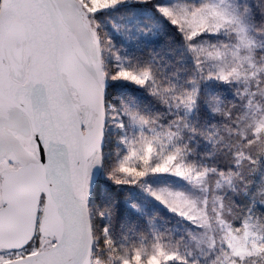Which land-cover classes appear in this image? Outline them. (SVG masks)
<instances>
[{
	"label": "rangeland",
	"instance_id": "rangeland-1",
	"mask_svg": "<svg viewBox=\"0 0 264 264\" xmlns=\"http://www.w3.org/2000/svg\"><path fill=\"white\" fill-rule=\"evenodd\" d=\"M235 1L52 0L76 53L102 88L152 90L165 111L146 118L126 99L105 103V147L89 159L85 178L95 236L90 264H264V37H252ZM169 24L185 42L191 72L184 78L163 67L158 81L150 70L154 57L142 50L162 39ZM16 34L19 23L5 45L8 69L25 83L23 41L14 57L8 55ZM67 85L85 131L92 112ZM222 91L234 96L229 112L214 97ZM206 105L223 119L203 132L198 112ZM219 143L232 146L227 149L235 173L213 162ZM37 160L28 119L0 101V172ZM96 182L103 195L109 185L126 191L123 200L145 218L151 241L147 234L139 243L110 236L108 210L89 196ZM151 205L165 217L151 212ZM42 208L41 202L31 242L19 250L0 248V263L54 244L38 229Z\"/></svg>",
	"mask_w": 264,
	"mask_h": 264
},
{
	"label": "water",
	"instance_id": "water-1",
	"mask_svg": "<svg viewBox=\"0 0 264 264\" xmlns=\"http://www.w3.org/2000/svg\"><path fill=\"white\" fill-rule=\"evenodd\" d=\"M16 23L21 34L14 35L8 51L14 57L23 41L25 83L10 76L5 50ZM67 83L92 112L85 131ZM0 101L26 116L38 156L0 173V248L19 250L31 242L41 202L38 229L54 239L44 251L0 264H90L93 235L85 178L89 159L105 144V97L52 0H0Z\"/></svg>",
	"mask_w": 264,
	"mask_h": 264
},
{
	"label": "trees",
	"instance_id": "trees-1",
	"mask_svg": "<svg viewBox=\"0 0 264 264\" xmlns=\"http://www.w3.org/2000/svg\"><path fill=\"white\" fill-rule=\"evenodd\" d=\"M235 3L239 10L241 9L245 12V19L249 30L253 34L252 37L255 35L264 37V0H237ZM169 26L171 28H168L167 31L163 30V32H161L160 35L162 36V39L154 43V46L148 47V45H145L142 50L150 52L154 57L156 64L154 67L150 68V70L155 74L153 77L154 80L158 81V78H160V70L163 67L172 70L179 77L183 76L184 78L191 72V63L188 61L189 59H187L188 52L185 42L182 41V36L178 33V29L170 24ZM187 65H190L189 70H186ZM103 93L106 105L109 102H116L118 99H126L131 109L146 118L148 116L156 115V112L165 113V111L161 110L164 108V105L158 98L159 93L157 96V93H152V90H141L133 87V89H130L129 91H121L114 85H109L106 88H103ZM214 97L215 99L219 98L220 102H224L223 105H226L225 109L227 112L231 111L228 107H230V104L235 103V100L232 101L234 97L233 95L225 94L222 91L221 93H216ZM198 113L201 114L199 128L200 130H203V132L209 128L210 123L215 120H218L219 122L223 119L221 117L223 113H211L207 105L202 106ZM205 121L207 123H205ZM219 134L224 135L223 133ZM198 137H201L200 134ZM202 140L203 139L200 138L197 139L198 142H201ZM217 146L220 147L213 162L221 171H232V173H235V158H233V153L229 152L227 149L228 147L232 148V146L229 144L222 145L220 143ZM89 191L90 199L92 200L93 198L98 204L102 203V207L104 206L108 210V229L109 234L113 239L139 243V237H143L147 234L149 235L148 240L151 241L149 231L144 225L143 219L145 218L139 214L135 215L128 205L125 204L123 199L125 198L126 191L115 192L114 186L109 185L107 193L103 195L97 182L90 187ZM242 202H245L242 203L244 207L248 206V203H246L248 201L243 200ZM152 210L155 211L157 213L156 216H159L160 218H163L166 215V212L158 208L157 205H151L150 211L152 212ZM263 213L264 211L260 212L261 216L264 218ZM93 237L95 239L94 235Z\"/></svg>",
	"mask_w": 264,
	"mask_h": 264
},
{
	"label": "flooded vegetation",
	"instance_id": "flooded-vegetation-1",
	"mask_svg": "<svg viewBox=\"0 0 264 264\" xmlns=\"http://www.w3.org/2000/svg\"><path fill=\"white\" fill-rule=\"evenodd\" d=\"M8 37H9V36H8ZM8 55H9L10 57H12V55H10V54H8ZM6 56H7V54H6ZM18 167H19V166H18ZM16 168H17V167H16ZM14 169H15V168H14ZM2 171H3V170H2ZM2 171H1V172H2ZM1 172H0V173H1ZM1 180H2V179H1ZM0 184H1V183H0Z\"/></svg>",
	"mask_w": 264,
	"mask_h": 264
},
{
	"label": "crops",
	"instance_id": "crops-1",
	"mask_svg": "<svg viewBox=\"0 0 264 264\" xmlns=\"http://www.w3.org/2000/svg\"><path fill=\"white\" fill-rule=\"evenodd\" d=\"M18 110V109H17ZM26 120V119H25Z\"/></svg>",
	"mask_w": 264,
	"mask_h": 264
}]
</instances>
